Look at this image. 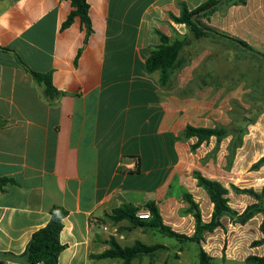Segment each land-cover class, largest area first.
Returning <instances> with one entry per match:
<instances>
[{
    "label": "crops",
    "instance_id": "crops-1",
    "mask_svg": "<svg viewBox=\"0 0 264 264\" xmlns=\"http://www.w3.org/2000/svg\"><path fill=\"white\" fill-rule=\"evenodd\" d=\"M207 1L87 0L88 35L78 17L63 27L69 0H0V264H28L26 248L54 207L66 212L58 264H107L95 256L124 239L126 221L108 218L114 209L176 206L195 140L183 133L199 119L198 103L186 108L180 95L215 93L211 63L244 51L174 22ZM202 21L264 55V0L220 5ZM161 35L189 42L165 86L146 70ZM32 72L50 75L58 94L46 96Z\"/></svg>",
    "mask_w": 264,
    "mask_h": 264
},
{
    "label": "rangeland",
    "instance_id": "rangeland-1",
    "mask_svg": "<svg viewBox=\"0 0 264 264\" xmlns=\"http://www.w3.org/2000/svg\"><path fill=\"white\" fill-rule=\"evenodd\" d=\"M205 48L196 47L192 53ZM227 53L226 63H211L213 82L217 86L215 93H186L180 96L188 101L184 103L186 108L198 103L200 120H194L195 126L223 129L228 136L220 143L212 138L198 149L192 148L195 140L189 144V151L184 156L183 174H179L184 181L181 188L174 186L173 190L176 206H164L160 212L164 223L174 231L193 236L196 228L194 213L182 200L184 194H189L198 206L203 222L211 220L213 205L205 190L198 187V173L228 189L229 206L236 215L224 217L222 226L213 233H203L200 244L181 243L126 221L121 228V235L124 236L120 240L121 245L133 246L137 242L134 240H144L149 246L163 245L167 250L156 254L157 258L154 256L160 264H200L201 247L211 259L210 264H247L248 257H264L263 214H256L246 224L237 219L247 207L257 203L254 197L240 191L253 190L260 194L264 187V165L255 168L264 158V58L245 51H242V57ZM223 63L224 71L220 68ZM206 106L209 109H203ZM234 187L240 191L234 190ZM145 204L137 206L141 209L139 212H146L143 210ZM128 228H132L133 232H128ZM154 257L139 258L133 264H154ZM107 264H123V261L110 259Z\"/></svg>",
    "mask_w": 264,
    "mask_h": 264
},
{
    "label": "trees",
    "instance_id": "trees-1",
    "mask_svg": "<svg viewBox=\"0 0 264 264\" xmlns=\"http://www.w3.org/2000/svg\"><path fill=\"white\" fill-rule=\"evenodd\" d=\"M69 1L72 4L73 10L63 27H70L73 24L74 19L78 17L86 27L89 35L91 33V23L87 0ZM227 3L245 4V0H208L204 5L193 12H189L188 9L184 7L180 17L172 16V18L174 22L184 24L192 32L196 40L209 36H220L235 43L245 52L259 58H264L263 54L256 52L246 43L227 35H220L217 31L203 23L202 19L209 18L218 10L220 5ZM213 6L215 8H212ZM194 16L197 23L193 21ZM188 43L187 40H172L165 35H161V45L150 54L146 61V70L148 73L160 72V83L162 86H165L169 82L171 74L181 67L182 61L180 59V54ZM32 75L38 83L45 86L46 96L54 97L58 94L53 87L50 75H42L35 72H32ZM4 125L5 122L0 117V126ZM227 136L228 132L223 129L194 127L188 125L182 138L186 141L195 139L196 142L192 148L198 149L204 143L209 142L212 138H216L217 142L220 143ZM262 165H264V158L255 165V168H259ZM196 179L198 181V187L204 189L207 193V196L213 205V212L211 220L208 223L203 222L200 210L193 201L191 195H183L182 200L192 208L196 221V228L193 236L180 234L174 231L169 225L165 224L158 203L155 201H149L145 204V207H143V210L150 213V219L148 220H143L137 217V213L141 211L140 208L128 205L114 209L112 213L108 215V218L116 224L128 221L136 227L159 232L167 237L176 239L181 243L194 242L200 244L203 233H213L216 229L222 226V219L224 217L236 215V213H234L229 206V201L227 199L228 189H226L221 183L209 180L198 173H196ZM5 183V180L0 179V186ZM234 190L240 191L235 187ZM240 192L251 195L255 198L257 203L247 207L243 213L238 215V221L241 224H246L248 221L252 220L256 214H263L264 218V187L260 194L253 190H243ZM65 215L66 212L59 207H54L51 210L48 224L43 229L34 233L26 248L24 256L28 264H58L59 256L65 249L60 242V234L63 229V218ZM262 229L264 231V220L262 223ZM109 245L110 249L108 251L102 255L95 256V258L120 259L123 261V264H132L136 259L144 257L151 258L159 252L167 250L163 245L149 246L141 241H137L131 247H122L115 238H112L109 241ZM199 258L200 264H210L211 259L202 247L199 249ZM245 262L247 264H264V257L251 256L248 257Z\"/></svg>",
    "mask_w": 264,
    "mask_h": 264
},
{
    "label": "built area",
    "instance_id": "built-area-1",
    "mask_svg": "<svg viewBox=\"0 0 264 264\" xmlns=\"http://www.w3.org/2000/svg\"><path fill=\"white\" fill-rule=\"evenodd\" d=\"M137 217L143 220H148L150 219V213L148 211L138 212Z\"/></svg>",
    "mask_w": 264,
    "mask_h": 264
},
{
    "label": "water",
    "instance_id": "water-1",
    "mask_svg": "<svg viewBox=\"0 0 264 264\" xmlns=\"http://www.w3.org/2000/svg\"><path fill=\"white\" fill-rule=\"evenodd\" d=\"M212 8H215V7L213 6ZM193 21H194L195 23H197V22H196V18H195V16L193 17Z\"/></svg>",
    "mask_w": 264,
    "mask_h": 264
}]
</instances>
